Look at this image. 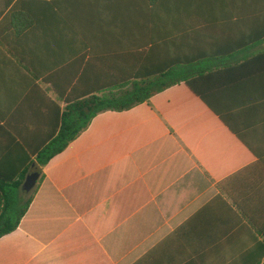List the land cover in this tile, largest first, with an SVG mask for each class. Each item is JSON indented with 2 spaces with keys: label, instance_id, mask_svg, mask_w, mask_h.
Wrapping results in <instances>:
<instances>
[{
  "label": "crops",
  "instance_id": "obj_1",
  "mask_svg": "<svg viewBox=\"0 0 264 264\" xmlns=\"http://www.w3.org/2000/svg\"><path fill=\"white\" fill-rule=\"evenodd\" d=\"M16 5L32 25L0 33L4 174L25 169L46 116L55 121L51 101L65 107L54 88L72 89L91 54L157 45L163 60L231 72L207 81L229 127L183 83L99 114L42 170L0 264H256L255 229L218 201L217 184L243 173L242 199L264 216V63H252L264 54V0H0V24Z\"/></svg>",
  "mask_w": 264,
  "mask_h": 264
},
{
  "label": "trees",
  "instance_id": "obj_2",
  "mask_svg": "<svg viewBox=\"0 0 264 264\" xmlns=\"http://www.w3.org/2000/svg\"><path fill=\"white\" fill-rule=\"evenodd\" d=\"M19 6L16 5L2 21L0 33L7 23L18 35L32 25L31 15L22 11ZM22 20L27 23H23L19 31L17 26ZM160 55L161 51L157 45L149 51H119L100 56V58L91 54L87 63H84L83 60V65L81 64L78 68L79 71L73 75L70 84L72 82L75 84L72 89L63 91L54 88V92L60 100H64L65 107L62 110L59 104L51 101L56 109V118L55 121L53 119L50 121L49 116H46L41 145L36 147L33 155H26L23 171H11L10 174L0 171V240L17 231L28 215L39 192L40 184L45 181L42 170L77 140L99 114L130 111L137 106L150 103L153 97L183 83L229 127L222 113L209 102V94L218 87L211 86L207 81H213L222 75H231L229 74L231 72L218 73L210 70L211 73L207 74V70L198 67L201 65V61L178 63L163 60ZM249 61L251 60L245 59L244 63L237 68H244ZM257 61L264 63V54L252 59V63ZM80 71L82 72L80 73ZM230 129L249 147L239 133L231 127ZM31 158L35 159L41 169L31 168L35 163ZM34 172L40 173V183L28 194L22 188L26 177ZM242 175L243 173L240 172L218 183L219 195L217 199L241 222L245 219L255 229L256 241L259 242L260 249H262L256 264H262L264 258V216L253 212L254 203L249 205L242 199L240 193ZM228 200L231 204L228 203ZM261 208L264 210V202L261 203ZM259 236L263 238L262 241H259Z\"/></svg>",
  "mask_w": 264,
  "mask_h": 264
},
{
  "label": "water",
  "instance_id": "obj_3",
  "mask_svg": "<svg viewBox=\"0 0 264 264\" xmlns=\"http://www.w3.org/2000/svg\"><path fill=\"white\" fill-rule=\"evenodd\" d=\"M40 178L41 175L38 172L30 174L23 185V191L30 194L37 187Z\"/></svg>",
  "mask_w": 264,
  "mask_h": 264
}]
</instances>
